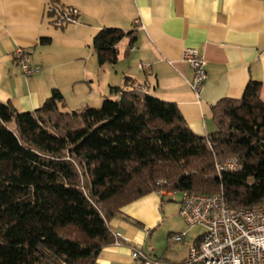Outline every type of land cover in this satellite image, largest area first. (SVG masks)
I'll use <instances>...</instances> for the list:
<instances>
[{
  "label": "trees",
  "instance_id": "16d2710c",
  "mask_svg": "<svg viewBox=\"0 0 264 264\" xmlns=\"http://www.w3.org/2000/svg\"><path fill=\"white\" fill-rule=\"evenodd\" d=\"M125 37L129 51L134 29L94 35L100 66L118 62ZM261 86L251 79L242 98L218 102L216 130L206 136L175 102L139 85L112 86L119 97L99 108L66 110L57 88L32 111L0 101V264H96L115 240L109 222L159 191L222 193L233 210L264 208ZM233 156L240 169L219 172L217 163Z\"/></svg>",
  "mask_w": 264,
  "mask_h": 264
},
{
  "label": "crops",
  "instance_id": "0c3cea01",
  "mask_svg": "<svg viewBox=\"0 0 264 264\" xmlns=\"http://www.w3.org/2000/svg\"><path fill=\"white\" fill-rule=\"evenodd\" d=\"M54 5L77 7L80 23L56 25ZM106 26L134 29L136 41L128 51L130 39L123 38L118 62L100 66L92 40ZM46 37L50 42L41 43ZM17 48L40 66L38 73H24ZM185 48L206 60L199 98L190 87L194 72L183 60ZM251 79L262 83L264 100V0H0V101L23 112L42 106L55 88L70 111L118 98L112 86L139 85L175 102L192 131L206 136L216 130L213 107L242 98ZM162 196L151 193L122 208L109 222L115 240L96 264H130L136 247L144 252L147 233L162 220ZM188 252L172 261H184Z\"/></svg>",
  "mask_w": 264,
  "mask_h": 264
},
{
  "label": "built area",
  "instance_id": "2783aa9c",
  "mask_svg": "<svg viewBox=\"0 0 264 264\" xmlns=\"http://www.w3.org/2000/svg\"><path fill=\"white\" fill-rule=\"evenodd\" d=\"M50 10L58 26L80 23V12L75 6L54 5ZM14 53L26 75H34L40 71V66L30 63L25 49L17 48ZM182 56L193 69L190 87L199 98L208 80L206 60L196 48H185ZM138 66L140 69L148 68L142 63ZM141 89L146 91L143 87ZM240 167V161L234 156L216 165L219 172L236 171ZM159 193L174 199L180 196L179 213L186 224L190 227L200 225L205 231L189 248L187 258L182 262L153 258L136 247L132 252L130 264H264L263 207L233 210L226 204L222 193ZM172 238L177 242L183 241L186 232L174 233Z\"/></svg>",
  "mask_w": 264,
  "mask_h": 264
},
{
  "label": "rangeland",
  "instance_id": "374dc122",
  "mask_svg": "<svg viewBox=\"0 0 264 264\" xmlns=\"http://www.w3.org/2000/svg\"><path fill=\"white\" fill-rule=\"evenodd\" d=\"M95 105L91 107L99 108L102 102ZM179 200L180 196L177 199L170 196L164 197L161 206L162 220L158 222L157 227L147 233L146 244L143 247L148 256L167 260L179 259L205 231V228L200 225L190 227L186 224L179 213ZM178 231L186 232V238L183 241L177 242L172 238Z\"/></svg>",
  "mask_w": 264,
  "mask_h": 264
}]
</instances>
